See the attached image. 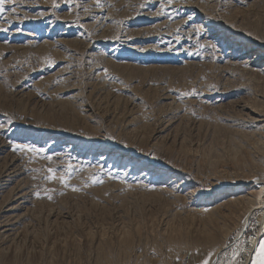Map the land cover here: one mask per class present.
<instances>
[{"label":"rangeland","instance_id":"1","mask_svg":"<svg viewBox=\"0 0 264 264\" xmlns=\"http://www.w3.org/2000/svg\"><path fill=\"white\" fill-rule=\"evenodd\" d=\"M263 76L264 0L7 3L0 264H242Z\"/></svg>","mask_w":264,"mask_h":264},{"label":"bare ground","instance_id":"2","mask_svg":"<svg viewBox=\"0 0 264 264\" xmlns=\"http://www.w3.org/2000/svg\"><path fill=\"white\" fill-rule=\"evenodd\" d=\"M248 1H250V0H248ZM251 1H254V0H251ZM169 6H170V4H169ZM238 58H240V55H238ZM253 122L256 124L258 141L260 142L259 144L264 145V114L260 115V114L255 113V116L253 118ZM260 149L262 151L261 147H260ZM262 154H264V151H262ZM263 160H264V155H258V157L254 158L252 160L253 165L255 166V169L257 170L258 173L251 175V177H249L244 182L245 185L247 186L245 196L244 197H238V198L233 197L234 199L231 200V203H234V204H236V203L242 204L243 203V205L245 206V212L243 214V218H242V220H240V224H241L240 225L241 226L240 232L237 234V236L240 235V233L243 231V229L247 225L248 216L252 215L254 212L258 213L257 223H261L264 219V161ZM6 178H9V175L6 176ZM10 193H14L15 195H17V198H19V199L23 198L21 194L18 195V193L12 192V190L10 191ZM24 195H25V193H24ZM13 200H15V198ZM18 204H20V202ZM231 214H233V211L231 212ZM231 214H229V215H231ZM220 219H221L220 221L218 219H216V221H215L216 225L213 224V226L224 228L226 231V235H225V237H226L229 234V230L225 228L224 218H220ZM9 227L11 228V226H9V224H7V223L5 224L4 218L0 217V233H2V234H6L8 232L10 233V230H12V229H10ZM221 249L222 248H220L218 246L210 248V250L207 254L206 260L210 261V259H213L217 255H219L222 252ZM254 250H256V247H254ZM254 255H255V251L243 252L241 259H243L244 261L242 262V264H250V261L254 257Z\"/></svg>","mask_w":264,"mask_h":264},{"label":"snow or ice","instance_id":"3","mask_svg":"<svg viewBox=\"0 0 264 264\" xmlns=\"http://www.w3.org/2000/svg\"><path fill=\"white\" fill-rule=\"evenodd\" d=\"M9 2L15 3V0H0V14H3L5 12V5ZM167 2L169 4L172 3V0H167ZM96 5L99 7L100 6V0H96ZM163 10V9H162ZM12 12H15V8L12 9ZM197 32H199V29H197ZM177 39L179 40V37H177ZM195 90H193L192 93H184V95H194ZM0 127H3V125H0ZM13 150H20V151H32V152H36L37 149L31 148L28 145H13ZM49 159H51V157H49ZM69 168L71 169V165H69ZM49 173L53 172V169L49 168L48 169ZM49 179H54V176H49ZM61 181L64 182V177H60ZM94 183H102V181H97V180H93ZM73 190H77V189H73ZM37 196H39V193H36ZM51 197H49L50 199ZM203 264H209L208 260H205L203 262ZM250 264H264V239H261L258 242V247L255 250V255L254 257L251 259Z\"/></svg>","mask_w":264,"mask_h":264}]
</instances>
